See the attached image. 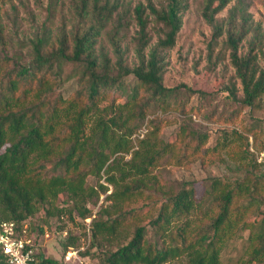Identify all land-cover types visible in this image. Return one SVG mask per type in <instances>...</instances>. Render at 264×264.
<instances>
[{
    "label": "trees",
    "instance_id": "obj_1",
    "mask_svg": "<svg viewBox=\"0 0 264 264\" xmlns=\"http://www.w3.org/2000/svg\"><path fill=\"white\" fill-rule=\"evenodd\" d=\"M188 2L163 0L157 5L146 0L126 10L121 0H76L74 25L66 31L63 23L56 32L51 23V4L47 21L22 43L28 50V60L20 54L8 56L6 27L0 11V63H9L0 76V221H14L19 230L24 229L26 219L45 203L52 204L59 192L70 190L75 195L89 190L86 177L98 176L105 166L109 181H115L111 172L121 161L114 158L110 165L107 162L113 154L128 153L132 140L137 149L117 170L121 177L132 180L122 193H135L143 188V178L170 150L168 143L161 144L157 138L164 122L158 118L150 121L144 137L133 139L146 116L153 109L172 106L173 102V108L185 112L188 100L179 101L183 95L181 88H185L187 98L197 94L199 109L203 106V91L185 84L167 86L164 82L165 51L176 43ZM224 10L226 15L220 16ZM129 12L137 26L132 38L133 66L127 63L120 34ZM201 15L211 27L206 44V70L214 71L227 56L234 68L233 80L224 85L223 91H228L235 107L218 118L236 122L246 108L264 109V69L259 64L260 55L264 54V33L247 0H203ZM151 22L157 31L153 45ZM110 23L112 28L106 36L115 60L107 50L97 47ZM12 25L16 28L15 20ZM220 41L226 53L217 51ZM243 42L247 45L245 52L241 51ZM130 75L134 78L132 82L126 81ZM68 82L74 88L65 94L59 88ZM116 96H124L125 103H110ZM109 109L112 114L108 117ZM215 116L214 109L204 114L208 119ZM246 131L257 138L264 128L252 121ZM119 132L122 133L115 140ZM178 133L187 138L186 145L196 141L192 154L200 153L208 138L207 132L196 130L188 121L181 122ZM230 141L227 135L213 148L226 149ZM111 144L114 146L107 151ZM256 177L234 181L212 177L210 187L200 196L193 182L179 183L176 190L162 196L156 216L148 224H137L131 238L106 252L98 264H164L181 255L187 256L189 264H224V247L237 235L235 232L245 229L249 230V242L246 257L241 258L245 262L263 263V201L256 193L264 183V173ZM100 187L107 189L102 184ZM240 194L247 198L236 203ZM150 205L144 203L115 217L95 220L92 245H97L99 236L116 234L119 227L138 217L140 211H147ZM255 210L261 215L248 223L244 214L251 211L252 215ZM89 212L84 206L80 214L86 217ZM38 233L44 234V229L40 228ZM77 240V236L67 238L63 255L69 247L76 246ZM82 254L97 264L89 250ZM36 255L43 263L54 264L63 257L44 256L38 249ZM0 264H8L1 250Z\"/></svg>",
    "mask_w": 264,
    "mask_h": 264
},
{
    "label": "rangeland",
    "instance_id": "obj_2",
    "mask_svg": "<svg viewBox=\"0 0 264 264\" xmlns=\"http://www.w3.org/2000/svg\"><path fill=\"white\" fill-rule=\"evenodd\" d=\"M121 1L123 9L126 10L132 9L138 2H146V0ZM153 1L158 5L163 0ZM75 2L76 0H0L2 21L6 27L4 34L7 41L8 56L14 55L12 57H15V54H20L24 60L29 59L28 50L22 47V43L27 42L37 29L47 21L48 13L51 12V4L53 5V17L51 19L53 31L56 32L63 23L66 26V31H70L75 23ZM247 2L255 21L261 24V31L264 33V0H247ZM202 8L203 0H189L187 8L183 11V25L178 33L176 43L172 49L165 51L166 65L164 69V82L167 86L185 84L205 93L201 110L199 109L197 94L187 98L185 88H181L183 95L179 101L188 100L185 112H181L179 108H173L174 102L172 106L153 109L149 112L141 127L146 126L147 134L152 119L164 120L157 133V138L161 144L168 143L170 150L161 156L160 162L152 169L150 175L143 178L141 190L123 194L122 190L126 185H131L132 180L121 177L120 172L117 171L121 163L128 161L132 152L137 149L132 140L133 146L128 153L113 154L107 162L110 165L116 158L121 161V163L114 165L115 168L111 172L115 181H109L104 171L105 166L98 176L89 174L86 177L89 190L82 193L78 192L75 195L70 190H63L58 193L52 204L45 203V206H40L34 216L27 218L24 224V228H27L26 237L28 236L31 240L37 239L36 247L44 253V256L61 259L64 252V242L72 235L78 237L76 246L73 247L81 249V251L89 250L93 254L91 259L98 264L101 256L106 252L116 249L119 244L125 243L131 238L137 224H148L150 218L156 216L162 202V196L176 190L179 183L183 181L193 182L196 194L200 196L205 188L210 187L212 177H224L234 181L245 177L254 179L264 173V157L260 159L261 153L264 152V131H260L257 138L246 131L247 126L252 121L259 123L264 128V109L246 108L236 122H227L225 119L218 118L220 114H229L231 109L235 107V103L228 96V91H223L224 85L233 80L234 68L227 56L214 71L206 70V44L211 36V27L202 18ZM226 12V10L222 11L220 16L226 15ZM13 20L17 23L16 28H13ZM126 21V25L120 33L122 35L121 44L126 50L125 56L128 65L133 66L135 54L132 38L137 26L133 20V14L130 12ZM153 25L154 22H151L150 31L153 36L151 45L157 40L156 27ZM111 28L112 23L106 26L99 38L97 47L107 50L112 59L115 60L112 47L106 36V32ZM220 49L226 53L221 41L217 45V51ZM246 50L247 45L243 42L241 51L245 52ZM8 64V62L1 61L0 76ZM259 64L264 69V54L260 55ZM133 80L132 75L126 78V81L129 82ZM73 86L72 82H68L59 90L61 89L65 94H68L73 90ZM125 101L124 96H116L110 103L123 104ZM105 103L106 105L110 104L108 101ZM212 109L216 111L215 118L204 117V114ZM107 112L109 117L112 111L109 109ZM183 121H188L198 131L208 133L207 141L200 153H191L196 143L195 140L186 145L185 140L187 138L182 133L179 135V126ZM121 133L115 134V140H118ZM227 135L231 140L228 147L221 149L218 146L214 149V145L221 143ZM186 136L188 137V134ZM113 146L114 144L109 145L107 151ZM206 147H208L207 150ZM100 184L107 189L103 190ZM91 191H94L92 195H90ZM256 195H259L263 201L262 211L264 212V183L260 184ZM246 198L245 194H240L236 198V203ZM144 203L151 204L147 211L144 209L138 213V217L125 222L123 226L119 227L116 234L106 233L99 236L96 240L97 245H92V230L95 220L106 219L109 216L115 217L121 212H126ZM84 206L90 210L86 217H82L80 214ZM254 212L252 215H250L251 211L244 214L248 223L254 222L261 215L259 210ZM180 220L181 217L178 221ZM40 228L44 229L42 235L38 233ZM234 234L237 235L229 239L222 251L223 263L264 264V262H245L241 258L243 255L244 258L246 257L245 248L249 242V230H239ZM164 264H189V262L186 255H181Z\"/></svg>",
    "mask_w": 264,
    "mask_h": 264
},
{
    "label": "built area",
    "instance_id": "obj_3",
    "mask_svg": "<svg viewBox=\"0 0 264 264\" xmlns=\"http://www.w3.org/2000/svg\"><path fill=\"white\" fill-rule=\"evenodd\" d=\"M147 129L144 125L134 135L133 139L144 137ZM264 157L261 153L260 159ZM35 239L26 237V229L19 230L14 221H0V250L6 255L8 264H54L43 263L36 255ZM57 264H94L90 258L82 254L81 249L69 247Z\"/></svg>",
    "mask_w": 264,
    "mask_h": 264
}]
</instances>
